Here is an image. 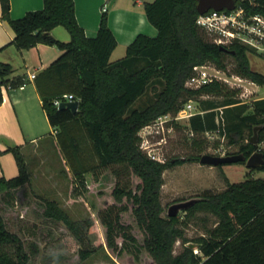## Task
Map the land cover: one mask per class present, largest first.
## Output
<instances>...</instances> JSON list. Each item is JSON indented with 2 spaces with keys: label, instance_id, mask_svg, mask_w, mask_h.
<instances>
[{
  "label": "trees",
  "instance_id": "16d2710c",
  "mask_svg": "<svg viewBox=\"0 0 264 264\" xmlns=\"http://www.w3.org/2000/svg\"><path fill=\"white\" fill-rule=\"evenodd\" d=\"M42 2L41 9L26 11L22 17L13 19L8 14L9 0H0L1 19L12 30L11 43L18 50L37 43L56 45L60 50L53 61L34 75L33 82L48 123L57 130V142L67 148L66 163L74 181L83 190L87 173L98 180L108 171L114 178L110 190L112 202L96 210L106 246L117 253L125 250L135 257L143 248L153 264H264V177L228 183L220 192L197 196L200 199L183 210L186 216L208 211L217 220L205 236L190 240L196 252L186 245L174 255L173 244L182 237L179 226L184 221L177 215L160 216L162 172L185 161H199L203 141L192 140L197 154L158 162L139 148L137 135L140 127L158 116L175 114L191 98L211 95L219 98L201 99L197 112L187 120L192 134L216 131L228 145H237L238 153L245 157L255 150L264 156V149L257 148L264 141V125L258 130L257 142L248 141L252 127L264 124V98L243 102L238 98L239 88L228 87L219 80L195 89L184 85L192 66L206 63L225 74H236L264 85V75L250 68L247 52L252 50L236 42L220 49L208 40L194 22L198 14L196 0H150L143 1L142 10L156 34H136L125 46L124 54L110 61L117 43L108 26L107 11H101L95 36L88 37L76 21L73 0ZM236 6L264 16V0H236ZM58 25L68 32V42L51 36L50 30ZM228 56L233 62L231 69H227ZM10 69L0 62V102L2 86L25 83L22 79H5ZM149 86L156 93L154 100L143 106L132 105ZM64 93L78 100L75 112L52 104L54 98ZM65 131L69 132L65 134L66 140L61 137ZM6 151L14 156L18 173L11 178L0 176V193L4 194L28 182L19 146ZM257 169L264 171V165ZM133 176L138 179L134 188ZM123 201L131 204L130 212L143 233L140 244L131 233V225L121 221L122 214L129 210ZM44 214L78 234L77 222L54 201L46 202ZM116 238H120L119 244ZM3 245H12L13 254L4 250ZM87 255V251H80V257ZM27 261L19 237L6 229L0 215V264Z\"/></svg>",
  "mask_w": 264,
  "mask_h": 264
},
{
  "label": "rangeland",
  "instance_id": "374dc122",
  "mask_svg": "<svg viewBox=\"0 0 264 264\" xmlns=\"http://www.w3.org/2000/svg\"><path fill=\"white\" fill-rule=\"evenodd\" d=\"M109 1L104 3L107 13L112 10L108 6ZM204 34L211 41V37L205 32ZM117 54L118 51H113L109 60L113 61L121 57V54L119 56ZM247 57L251 67L264 75V58L253 51L247 52ZM226 62L227 69H231L232 58L226 57ZM206 65L209 72H214L213 69L216 67L213 64L206 63ZM223 74L219 73L221 76ZM249 82L244 79L240 81V86H233L239 88L238 98L247 103H251L256 96L264 94V85H258L257 90L253 92ZM226 85L231 87L229 84ZM150 86L132 105L143 106L154 100L156 93L150 89ZM205 98L218 99L219 97L201 95L191 98V103L196 106V110L199 108V101ZM173 116L174 114H168L163 122V130L158 129V133L152 130L149 139L163 161L197 154L199 151L192 143L193 138L203 141V149L199 157L206 153L213 155L238 153L237 145H228L215 132H210L208 135L205 133L191 135L187 120L185 118L174 120ZM65 134L67 136L69 132L62 133L61 137L64 140H66ZM75 135H78L77 132ZM56 138L55 135L46 132L45 143L39 152L26 160L27 183L12 189L8 194L0 193V215L6 229L19 237L22 249L28 256L26 264H153L143 248H140L135 257L134 254L125 250L117 253L106 246L104 228L96 218V210L112 202L110 190L114 178L108 171H105L98 180H94L91 174L87 173L86 188L82 190L74 181L72 171L66 163L65 149L67 148L62 147ZM257 148L264 149V144H257ZM256 177H264V171L249 168L244 162L212 166L199 161H185L172 165L162 172L159 189L160 216H167L168 206L173 202L206 193L220 192L228 183H238L246 178ZM137 182L138 179L133 176V188ZM77 190H81V193ZM48 201H54L71 220L77 222V235L68 230L62 222L44 214ZM126 204L129 210L122 214L121 221L131 225V233L136 243L140 244L143 233L130 212L131 204L129 202ZM176 215L180 221H184L185 225L179 226L182 237L176 239L173 244L172 254L174 255L182 252L186 245L189 246V243H192L190 240L205 236L206 231L213 227L217 220L216 216L208 211H196L193 215L186 216L183 210H179ZM116 241L119 244L120 238H116ZM2 247L13 254L12 245ZM191 248L196 252L194 245ZM82 250L88 252L84 258L80 257Z\"/></svg>",
  "mask_w": 264,
  "mask_h": 264
},
{
  "label": "crops",
  "instance_id": "0c3cea01",
  "mask_svg": "<svg viewBox=\"0 0 264 264\" xmlns=\"http://www.w3.org/2000/svg\"><path fill=\"white\" fill-rule=\"evenodd\" d=\"M107 1L73 0L76 21L83 28L86 36H95L101 7ZM118 1L114 0L110 6L112 10L107 13V21L117 43L113 51H118L117 55L121 54L120 56H122L125 46L133 40L136 34L154 36L156 30L143 13V0ZM42 6V0H9L8 14L10 18H20L26 11L38 10ZM50 34L60 42L69 41L68 32L60 25L53 27ZM12 39L13 32L7 22L1 19L0 13V62L11 68L5 79L25 81L21 86H2L1 88L0 176L5 178H11L18 173L14 156L11 152L6 151L7 148L19 146L26 164V160L39 152L45 143L46 132L50 135L57 133V130L48 123L41 106V99L33 82L34 77L29 78L28 76L31 73L36 74L46 67L59 55L60 50L56 45L44 43H37L32 47L18 50L11 43ZM250 68L257 71L251 65ZM249 84L255 92L258 85L253 82H249ZM257 98H264V94L256 96L253 100Z\"/></svg>",
  "mask_w": 264,
  "mask_h": 264
},
{
  "label": "built area",
  "instance_id": "2783aa9c",
  "mask_svg": "<svg viewBox=\"0 0 264 264\" xmlns=\"http://www.w3.org/2000/svg\"><path fill=\"white\" fill-rule=\"evenodd\" d=\"M106 4L102 5L101 11H106ZM195 25L211 37V41L218 45H226L236 42L247 46L257 55L264 58V16L260 14L247 13L243 8L235 6L232 10H213L209 9L204 13L197 14L194 19ZM214 72L207 70L206 64H199L192 66L191 74L186 78L184 85L188 88H198L205 85L212 80L223 81L231 87L234 85L240 86V81L244 78L236 74L224 75L223 72L217 68ZM222 72L223 76L219 75ZM35 74L31 73L28 77L33 78ZM74 100L73 95L64 93L61 96L54 98L52 104L58 106L61 101ZM196 108L192 105L191 100L182 104L180 109L174 114L173 119L179 120L181 118H188L195 114ZM168 114L156 117L153 121L143 125L137 131L139 137V148L152 160L163 162L158 156L157 152L149 141L152 130H163V122ZM216 131H205V134ZM192 135V132L190 131Z\"/></svg>",
  "mask_w": 264,
  "mask_h": 264
},
{
  "label": "water",
  "instance_id": "95a60500",
  "mask_svg": "<svg viewBox=\"0 0 264 264\" xmlns=\"http://www.w3.org/2000/svg\"><path fill=\"white\" fill-rule=\"evenodd\" d=\"M114 0H110L108 6L110 7L113 4ZM236 6V0H196L195 9L197 13L201 14L206 12L209 9L213 10H232ZM220 49H225L223 45H219ZM78 100H65L61 101L57 108H68L71 112H75L77 109ZM264 124H257L252 127V134L250 135L248 141L251 143L257 142V133L258 130ZM199 162L202 164H208L216 166L218 164L224 163H233V162H244L245 165L249 168H257L261 165H264V156L260 150H255L245 157L242 153H233L225 155H213V154H202L199 157ZM200 197H192L186 200H181L173 202L168 206L167 216H175L179 210H184L192 205L195 201L199 200ZM194 244L189 243V246L192 247Z\"/></svg>",
  "mask_w": 264,
  "mask_h": 264
}]
</instances>
